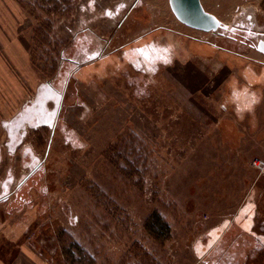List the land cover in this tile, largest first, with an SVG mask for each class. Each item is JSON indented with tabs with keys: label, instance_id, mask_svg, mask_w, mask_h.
<instances>
[{
	"label": "rangeland",
	"instance_id": "374dc122",
	"mask_svg": "<svg viewBox=\"0 0 264 264\" xmlns=\"http://www.w3.org/2000/svg\"><path fill=\"white\" fill-rule=\"evenodd\" d=\"M200 1L228 30L168 0H0V248L20 264H264V56L228 36L264 38V0Z\"/></svg>",
	"mask_w": 264,
	"mask_h": 264
},
{
	"label": "water",
	"instance_id": "95a60500",
	"mask_svg": "<svg viewBox=\"0 0 264 264\" xmlns=\"http://www.w3.org/2000/svg\"><path fill=\"white\" fill-rule=\"evenodd\" d=\"M168 5L176 20L189 28L203 32L228 29L214 14L203 8L200 0H168ZM256 50L264 54L263 40L258 41Z\"/></svg>",
	"mask_w": 264,
	"mask_h": 264
},
{
	"label": "crops",
	"instance_id": "0c3cea01",
	"mask_svg": "<svg viewBox=\"0 0 264 264\" xmlns=\"http://www.w3.org/2000/svg\"><path fill=\"white\" fill-rule=\"evenodd\" d=\"M262 60L263 61H261V63H264V59H262ZM260 76H264V72H262V74H260ZM259 77H257L254 80L255 84H256V87L259 86L260 84H264V78L261 79V77L260 78ZM260 89H261L260 91H262L264 89V87H261ZM261 101L262 100H260V101L258 100L257 101L256 104L258 106L256 105L257 106L256 110H258L259 108H260V110H262V104L264 105V103H261ZM30 106H29V113H30L29 118H30V120L33 119V121H38V119L42 117V115L39 113L40 110H38V105H30ZM48 117H49V114H48ZM28 121H29V119H28ZM17 127L13 128L14 130H13L12 135L10 136V139H15V137L17 136L16 130H15V129H17ZM239 219L242 220V217H240ZM243 219H245V218H243ZM247 221H248V219H247ZM248 223H249V221H248ZM248 223H247V225H248ZM235 224H236L235 227H239L237 221H236ZM20 247H21V245H19V244L16 245L15 244V246H13L12 249H9V250L0 248V264H8V263L12 264V262L14 264H20L18 261H16L17 260L16 257H18V255H19L18 253L20 252Z\"/></svg>",
	"mask_w": 264,
	"mask_h": 264
},
{
	"label": "flooded vegetation",
	"instance_id": "af4514ba",
	"mask_svg": "<svg viewBox=\"0 0 264 264\" xmlns=\"http://www.w3.org/2000/svg\"><path fill=\"white\" fill-rule=\"evenodd\" d=\"M228 30V29H227ZM231 31V30H230ZM233 41H240L242 44L244 45H247L249 47H251L252 49H254L255 51L256 48H257V44H258V41L260 40H263L264 41V38H260L258 39L256 42H252L250 38H248L247 36H244L242 34H239L238 32L236 31H231V34L228 35ZM239 38V39H238ZM258 53L262 54L261 52L257 51ZM264 55V54H262Z\"/></svg>",
	"mask_w": 264,
	"mask_h": 264
},
{
	"label": "trees",
	"instance_id": "16d2710c",
	"mask_svg": "<svg viewBox=\"0 0 264 264\" xmlns=\"http://www.w3.org/2000/svg\"><path fill=\"white\" fill-rule=\"evenodd\" d=\"M152 219L150 221V230L154 232V234H157V232H162V233H168V225L164 223L158 215L155 213L151 215Z\"/></svg>",
	"mask_w": 264,
	"mask_h": 264
},
{
	"label": "built area",
	"instance_id": "2783aa9c",
	"mask_svg": "<svg viewBox=\"0 0 264 264\" xmlns=\"http://www.w3.org/2000/svg\"><path fill=\"white\" fill-rule=\"evenodd\" d=\"M253 166L257 169L264 170V161L261 159H253Z\"/></svg>",
	"mask_w": 264,
	"mask_h": 264
},
{
	"label": "bare ground",
	"instance_id": "6f19581e",
	"mask_svg": "<svg viewBox=\"0 0 264 264\" xmlns=\"http://www.w3.org/2000/svg\"><path fill=\"white\" fill-rule=\"evenodd\" d=\"M238 225H239V228H241V229H245V228H247V223H248V221H247V219H239L238 221ZM248 240V239H247ZM248 244V243H247ZM246 244V245H247Z\"/></svg>",
	"mask_w": 264,
	"mask_h": 264
}]
</instances>
